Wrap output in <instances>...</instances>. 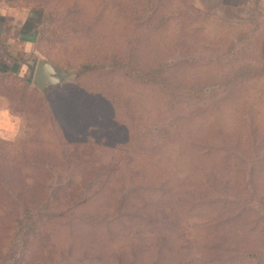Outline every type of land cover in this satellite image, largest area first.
Segmentation results:
<instances>
[{
	"label": "rangeland",
	"instance_id": "374dc122",
	"mask_svg": "<svg viewBox=\"0 0 264 264\" xmlns=\"http://www.w3.org/2000/svg\"><path fill=\"white\" fill-rule=\"evenodd\" d=\"M0 9V264H264V209L219 217L264 207V0ZM40 59L71 75L58 93L37 91L50 112L31 85ZM23 64L29 86L12 79ZM83 64L98 69L78 76ZM155 68L164 84L140 79ZM27 154L60 173L88 163L113 172L82 201L64 200L65 174L13 167ZM46 198L58 216L9 252L20 205Z\"/></svg>",
	"mask_w": 264,
	"mask_h": 264
},
{
	"label": "trees",
	"instance_id": "16d2710c",
	"mask_svg": "<svg viewBox=\"0 0 264 264\" xmlns=\"http://www.w3.org/2000/svg\"><path fill=\"white\" fill-rule=\"evenodd\" d=\"M39 25H41V23H39ZM40 29V28H39ZM38 34H40V31L38 30ZM111 61V65H114L113 67L119 66V64H122L120 60H116L115 57H111L110 59ZM79 75L78 76H83L86 75L88 73H92L97 71L98 67H91V65H80L79 67ZM32 67L30 68L31 71ZM26 71V65L20 68V70H18L16 72V75L12 77V79H19V80H23L25 86H29L30 85V78L29 76L26 77V75H24ZM132 72V69H129V73ZM242 72H235L233 75L232 79H229L230 81H233L235 79H238L240 77H242ZM141 77L140 79L144 80L143 82H147V83H156L159 85H162L165 83V80L162 77V73L160 72L159 68H155V69H150L146 72H143V75L139 76ZM1 79L7 78V76L5 74H1L0 75ZM11 79V78H10ZM66 85V84H65ZM65 85L62 86H52V87H48L45 90V94L48 93H58L60 90H64L66 87ZM33 89V92H35L38 97V103L41 106V112L42 111H47L50 112L52 107L48 106L45 104L44 98L39 96V93L37 92L36 89ZM167 89H170V87L168 86ZM212 91L214 92H218V91H224V89H221L220 85H217L216 87L214 86L213 89L210 90V93H212ZM231 91V89H227V94ZM203 93V91H202ZM207 95V94H206ZM31 154V153H29ZM29 154H27V156L22 155L21 158H19L20 160H22L20 163L18 164H13V167L15 169L19 170V173L21 172V170H25L28 173L32 172L35 173L37 175H39V172H45L48 174H65L67 176V179L65 182H62L59 186L60 190H62V196L63 199L66 200L67 196H69V198L76 193L80 194V198L81 201L83 200V198L86 197V193H87V189H90L92 187H96L100 184H103L104 181H106L107 177H110L112 174V170L106 166H103L101 168L95 169V163H88L91 164L92 166H83L81 168H79L78 166H74V167H66L65 171H63V173H60L58 169H56L55 167L51 166V165H41V163L37 162L32 155L28 156ZM79 157H81V154H78ZM76 171H79L80 174H87L89 172V174H92V177L90 180H81V181H75L76 178H78L75 173ZM96 175H98L99 177H95ZM104 176V177H101ZM103 178V179H101ZM97 179L99 180V183H95L94 180ZM0 182L2 183V176L0 173ZM5 183V182H4ZM85 186L87 187V189H85ZM36 191L39 190V188L34 189ZM34 197V196H33ZM80 201V202H81ZM248 206H251L252 210L254 212L257 211L258 209V213L259 214L260 210L264 209V207L262 205H260V203L258 204H252L251 201L248 203H244L241 206V210L237 213H235V215L230 216L229 211L225 212L223 210L222 213H220L219 217L223 218V220L228 221L233 219L234 217H236L237 215H240L241 213L243 214L244 210L248 209ZM58 215L54 214L53 212L49 211V199L46 198L44 201L41 202H36V201H32V204L30 206L21 204L20 205V214L18 217H16L15 222L13 227L11 228L9 234H8V238L9 239V252H11L12 249H14L17 245L18 242H21L22 245L26 244L29 240V238L31 236H33L38 229H40L43 225H45L46 223H48L52 218L57 217ZM258 221H260V219L258 218ZM264 222V221H263ZM263 224V223H262ZM264 226V225H263ZM250 256H253L252 253H250Z\"/></svg>",
	"mask_w": 264,
	"mask_h": 264
},
{
	"label": "water",
	"instance_id": "95a60500",
	"mask_svg": "<svg viewBox=\"0 0 264 264\" xmlns=\"http://www.w3.org/2000/svg\"><path fill=\"white\" fill-rule=\"evenodd\" d=\"M70 74H64L58 67L46 60L36 61L31 78V85L38 92L52 86H62L69 82Z\"/></svg>",
	"mask_w": 264,
	"mask_h": 264
},
{
	"label": "crops",
	"instance_id": "0c3cea01",
	"mask_svg": "<svg viewBox=\"0 0 264 264\" xmlns=\"http://www.w3.org/2000/svg\"><path fill=\"white\" fill-rule=\"evenodd\" d=\"M5 16V12L0 9V20H3Z\"/></svg>",
	"mask_w": 264,
	"mask_h": 264
}]
</instances>
